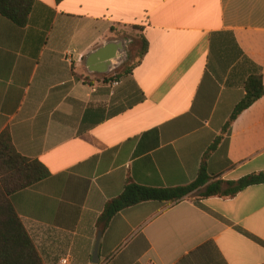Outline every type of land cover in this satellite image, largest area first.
<instances>
[{
  "label": "crops",
  "instance_id": "1",
  "mask_svg": "<svg viewBox=\"0 0 264 264\" xmlns=\"http://www.w3.org/2000/svg\"><path fill=\"white\" fill-rule=\"evenodd\" d=\"M258 72L264 0H34L24 27L0 15V132L49 172L8 200L42 263L264 264V183L99 226L127 181L188 184L215 140L210 175L264 172V95L223 130Z\"/></svg>",
  "mask_w": 264,
  "mask_h": 264
},
{
  "label": "trees",
  "instance_id": "2",
  "mask_svg": "<svg viewBox=\"0 0 264 264\" xmlns=\"http://www.w3.org/2000/svg\"><path fill=\"white\" fill-rule=\"evenodd\" d=\"M33 3L34 0H0V15L18 27H24ZM143 49L142 40L140 52H143ZM263 95L264 83L261 73L249 75L244 83V95L234 107L223 130L228 129L244 109ZM215 145L216 140L204 153L195 178L188 184L176 187H148L127 181L121 193L105 203L99 218L100 228L103 229L118 211L139 202L157 200L175 203L193 196L194 193L198 199L213 196L230 198L250 185L264 183V172L251 173L236 180H224L210 175L206 159ZM48 175L49 172L42 163L26 158L16 151L8 129L0 132V264H43L8 196Z\"/></svg>",
  "mask_w": 264,
  "mask_h": 264
},
{
  "label": "water",
  "instance_id": "3",
  "mask_svg": "<svg viewBox=\"0 0 264 264\" xmlns=\"http://www.w3.org/2000/svg\"><path fill=\"white\" fill-rule=\"evenodd\" d=\"M122 50H123V44L120 43ZM112 46V43H108L105 46L99 48L98 50H95L92 54L89 55L88 60L90 62V64H93L95 61V58H99L100 61L102 62L103 60H107L110 59V57H108L107 54V50L108 48ZM122 50L120 49V53L122 52ZM116 62H119L120 59H115ZM98 238H99V233L97 235V239H96V243L94 246V250H93V254H92V262L93 263H97L98 262V255H97V244H98Z\"/></svg>",
  "mask_w": 264,
  "mask_h": 264
},
{
  "label": "built area",
  "instance_id": "4",
  "mask_svg": "<svg viewBox=\"0 0 264 264\" xmlns=\"http://www.w3.org/2000/svg\"><path fill=\"white\" fill-rule=\"evenodd\" d=\"M118 83H119L118 80H114V82H112L113 85H117ZM59 262H60V264H68V260L66 257L60 258Z\"/></svg>",
  "mask_w": 264,
  "mask_h": 264
},
{
  "label": "rangeland",
  "instance_id": "5",
  "mask_svg": "<svg viewBox=\"0 0 264 264\" xmlns=\"http://www.w3.org/2000/svg\"><path fill=\"white\" fill-rule=\"evenodd\" d=\"M193 196L196 197L197 196L196 193H194Z\"/></svg>",
  "mask_w": 264,
  "mask_h": 264
}]
</instances>
